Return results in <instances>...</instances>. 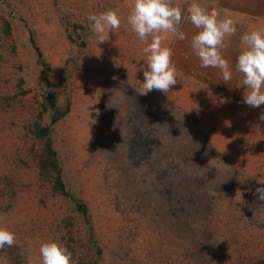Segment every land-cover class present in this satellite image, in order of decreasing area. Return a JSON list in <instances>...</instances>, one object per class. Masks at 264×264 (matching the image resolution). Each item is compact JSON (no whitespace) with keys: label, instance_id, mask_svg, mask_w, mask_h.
I'll return each mask as SVG.
<instances>
[{"label":"rangeland","instance_id":"obj_1","mask_svg":"<svg viewBox=\"0 0 264 264\" xmlns=\"http://www.w3.org/2000/svg\"><path fill=\"white\" fill-rule=\"evenodd\" d=\"M199 3L234 14L233 79L190 67L198 30L185 18L186 39L165 42L177 84L139 95L145 45L129 0H0V227L16 237L0 264H41L48 241L73 264H264V201L252 194L264 187V105L243 103L235 71L264 0ZM108 9L121 26L99 44L88 16Z\"/></svg>","mask_w":264,"mask_h":264},{"label":"clouds","instance_id":"obj_2","mask_svg":"<svg viewBox=\"0 0 264 264\" xmlns=\"http://www.w3.org/2000/svg\"><path fill=\"white\" fill-rule=\"evenodd\" d=\"M233 15L225 11L221 16L215 9L210 11L202 6L199 0H192L186 8H182L175 0H129L127 24L145 45L142 48L144 79L140 88L135 89L136 92L147 95L157 90L168 95L170 89L177 84V68L172 61L173 50L165 42L170 37L181 41L186 39V34L181 30L185 18L198 30L191 37L190 44L200 66L219 69L223 81H231L233 71L223 51L228 47V38L234 37L238 31ZM88 20L89 30L96 36L99 44L108 41L109 34L121 26V18L114 9L90 14ZM240 44L235 71L241 74L242 86L246 87L242 101L248 107L260 108L264 105V27L243 33ZM259 121L264 122V111L261 112ZM259 183L264 185V180ZM252 194L264 201V187H257ZM15 240L12 231L0 227V249L6 245L13 246ZM39 254L41 264H73L72 253L57 241L42 243Z\"/></svg>","mask_w":264,"mask_h":264},{"label":"trees","instance_id":"obj_3","mask_svg":"<svg viewBox=\"0 0 264 264\" xmlns=\"http://www.w3.org/2000/svg\"><path fill=\"white\" fill-rule=\"evenodd\" d=\"M164 184H165V182H164ZM171 194L174 196L175 201H178V204H183L185 206L186 198H184L183 202L180 203L181 200H182L181 199L182 198L181 195L175 194L173 192H171ZM82 212H86L85 209H82ZM180 213H181V216L184 215V218L183 219H186L187 218V215L184 212L180 211ZM184 222H185V220H184ZM206 248H208V247L207 246H205V247L202 246V247L199 248V250L197 252L203 253Z\"/></svg>","mask_w":264,"mask_h":264},{"label":"crops","instance_id":"obj_4","mask_svg":"<svg viewBox=\"0 0 264 264\" xmlns=\"http://www.w3.org/2000/svg\"><path fill=\"white\" fill-rule=\"evenodd\" d=\"M188 60H190V59H188ZM189 62L191 63V61H189ZM198 63H200V61L198 58L195 57L194 60H192V63H191L192 65L190 67H192V68L193 67H200L201 68V66H197Z\"/></svg>","mask_w":264,"mask_h":264}]
</instances>
